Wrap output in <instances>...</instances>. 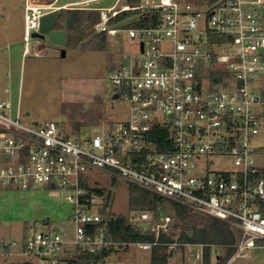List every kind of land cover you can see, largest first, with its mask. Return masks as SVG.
<instances>
[{"label": "built area", "instance_id": "built-area-1", "mask_svg": "<svg viewBox=\"0 0 264 264\" xmlns=\"http://www.w3.org/2000/svg\"><path fill=\"white\" fill-rule=\"evenodd\" d=\"M99 1L25 0L26 53L41 18L69 7L98 11L94 30L108 36L126 31L137 50L121 57L110 78L114 96L129 106L127 116L93 137L76 138L55 121L25 123L20 107L14 116L12 104L0 102V188L50 189L55 197L64 191L74 223L72 240L57 232L33 233L17 252L16 242L0 241V256L72 264L76 254L129 245L193 249L187 254L194 264H203L207 248L212 264L250 258V250L264 249V167L251 145L264 121V0L91 5ZM145 9L159 12L155 26L109 25L123 11ZM158 129L169 139L160 149ZM94 173L228 223L236 233L233 253L223 260L209 244L165 242L162 235L172 232L175 219H158L150 209L127 214L147 240L105 241L95 228L103 221L105 197L91 191ZM111 203L109 218L120 215Z\"/></svg>", "mask_w": 264, "mask_h": 264}, {"label": "rangeland", "instance_id": "rangeland-1", "mask_svg": "<svg viewBox=\"0 0 264 264\" xmlns=\"http://www.w3.org/2000/svg\"><path fill=\"white\" fill-rule=\"evenodd\" d=\"M75 0H62L67 3ZM116 0H103L92 6H110ZM145 1V0H144ZM158 3L159 0H150ZM202 2L204 0H181ZM122 3H119L121 5ZM49 52L42 57L33 55L32 44L29 55L22 58L25 47H0V102L9 101L15 116L20 107L23 122L42 123L55 121L76 138L84 140L99 134L105 124L116 122L127 116L128 104L114 99L111 85L112 71L122 63L123 55H131L137 47L126 31L108 36L104 49H71L43 41ZM62 51H66L62 57ZM12 53V54H11ZM13 55V65L4 66L7 55ZM251 145L260 150L256 162L264 167V121L260 132L251 140ZM97 182L94 188H103L111 195V211L127 215L133 210H148L150 198H145L126 182L113 180L94 173ZM94 182V179L92 183ZM63 191L55 197L50 189L21 190L0 188V241L16 242L20 246L33 233L57 232L66 240L74 237L73 205L66 200ZM164 216V215H163ZM178 223L174 237L178 238L184 228ZM171 250V249H169ZM169 264H194L189 259L193 249L171 250ZM187 252H189L187 254ZM250 258L239 260V264H264V249L249 251ZM22 256H0V264L22 261ZM151 252L135 247L127 252L114 253L106 264H150Z\"/></svg>", "mask_w": 264, "mask_h": 264}, {"label": "trees", "instance_id": "trees-1", "mask_svg": "<svg viewBox=\"0 0 264 264\" xmlns=\"http://www.w3.org/2000/svg\"><path fill=\"white\" fill-rule=\"evenodd\" d=\"M216 0H204L198 3H213ZM143 0H121V5H126L131 8L138 7ZM159 12L153 9L142 10H127L121 12L117 17L109 22L110 26L122 28L130 27H153L159 20ZM100 20L98 11H89L82 9H63L60 11V21L64 23L67 31V45L71 49H104L107 45L108 34L106 32L97 33L94 26ZM164 130H157V141L160 149L162 141L169 139L163 135ZM73 136V135H72ZM134 190L142 193L145 198H150V210L155 211L156 217L161 219L165 216H171L181 222L185 229L182 235L178 237L180 243L187 244H209L220 253H223V260H226L234 251L236 244V233L232 227L223 221L216 218L205 216L192 211L190 208L174 203L165 198L151 194L144 190L134 188ZM99 196L105 197L104 208L101 209L103 221L95 228L103 230L105 241L126 244L132 240L140 238L147 240L145 236H141L132 224L128 222L127 215H115L111 218L107 216L106 209L111 203V195L106 194L103 188H93L91 190ZM164 215V216H163ZM178 223L173 225V230L170 234L162 235V240L165 242H173L175 240L174 233ZM94 228V229H95ZM135 248L129 245H113L105 246L96 253L83 252L76 254L69 262L72 264H106L107 260L114 253L127 252L129 249ZM184 250V247H180ZM168 246L153 247L151 252L150 264H169V259L172 256L173 249L169 250ZM7 264H37L35 261L22 260L9 262ZM203 264H212L211 248L205 250ZM220 264V262L216 263Z\"/></svg>", "mask_w": 264, "mask_h": 264}, {"label": "crops", "instance_id": "crops-1", "mask_svg": "<svg viewBox=\"0 0 264 264\" xmlns=\"http://www.w3.org/2000/svg\"><path fill=\"white\" fill-rule=\"evenodd\" d=\"M40 2H49L53 0H39ZM60 4H66L61 3ZM76 1H69L67 3H74ZM103 1V0H101ZM100 2V1H99ZM112 6V5H110ZM103 6V7H110ZM25 0H0V47L4 49L5 45H12L13 47L18 46L19 50L22 42L24 41V29H25ZM67 9H75V8H67ZM34 45L33 55L35 57H42L46 53L49 52V49L44 47L43 41L33 40L29 46V52L26 53L24 49L21 51V57L29 55L31 52V45ZM40 51V53H36ZM12 54V53H11ZM15 57L12 55H7L3 61L4 66L10 67L13 65V59Z\"/></svg>", "mask_w": 264, "mask_h": 264}, {"label": "water", "instance_id": "water-1", "mask_svg": "<svg viewBox=\"0 0 264 264\" xmlns=\"http://www.w3.org/2000/svg\"><path fill=\"white\" fill-rule=\"evenodd\" d=\"M32 38L38 41L48 40L50 43L65 48L67 45V31L63 22L60 21V11L44 15L40 20V31L33 33ZM66 51H62L65 57ZM117 99V96H114Z\"/></svg>", "mask_w": 264, "mask_h": 264}]
</instances>
